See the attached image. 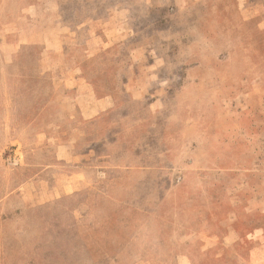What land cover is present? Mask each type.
Masks as SVG:
<instances>
[{"label": "rangeland", "instance_id": "obj_1", "mask_svg": "<svg viewBox=\"0 0 264 264\" xmlns=\"http://www.w3.org/2000/svg\"><path fill=\"white\" fill-rule=\"evenodd\" d=\"M0 264H264V0H0Z\"/></svg>", "mask_w": 264, "mask_h": 264}, {"label": "crops", "instance_id": "obj_2", "mask_svg": "<svg viewBox=\"0 0 264 264\" xmlns=\"http://www.w3.org/2000/svg\"><path fill=\"white\" fill-rule=\"evenodd\" d=\"M153 183H154V182H153ZM148 192H149V193H151V191H150V190H149Z\"/></svg>", "mask_w": 264, "mask_h": 264}]
</instances>
